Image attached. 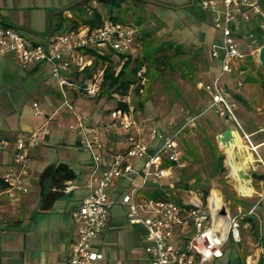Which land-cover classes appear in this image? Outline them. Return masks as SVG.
Instances as JSON below:
<instances>
[{"label":"rangeland","instance_id":"1","mask_svg":"<svg viewBox=\"0 0 264 264\" xmlns=\"http://www.w3.org/2000/svg\"><path fill=\"white\" fill-rule=\"evenodd\" d=\"M112 1L108 0L103 5L99 0H64L63 4L69 8V13L73 11L77 14H87L86 7L81 9L84 4L101 9L103 16H110L112 9L120 20L137 27L139 36L146 37V42L143 43L138 37L133 57L142 59L146 54L153 56L152 52L156 51L157 46L169 41L181 46L180 52L169 47L160 51L158 56L163 57L160 58L162 61L153 63L147 69L148 72L144 73L145 67L138 70V76H144L130 86L131 103L138 117L154 119L164 125L169 120L180 125L195 117L181 137L182 148L188 156L187 166L180 170V179L173 182L174 189L167 193L178 202L188 201L187 190L192 188L204 195L209 189L213 200L218 201L220 197L231 215L239 220V237L229 238L224 256L216 259L213 264H248V260L258 258L264 245V198L258 194L243 195L236 188L237 183L242 191H249L251 186H244L238 181L241 180L240 173L232 175L227 151L218 140V135L235 124L240 136L247 141L255 155L256 169L261 168L258 165L260 150L251 148L249 137L252 138L250 131H256L255 138L264 139V66L258 57L254 60L248 56L243 67L247 68L248 64H253V67L242 77L244 85L239 90L235 86L240 78L227 77L229 86L237 92L235 96L240 104L237 110L240 125L226 121L216 111V107L211 106L210 95L199 85L200 82L210 81L221 70L210 56L211 45L221 39V31L213 25L212 14L202 9L196 0H116L119 7L115 3V6H111ZM54 3L42 9L0 7V11L14 14V23L29 38L37 40L41 35L49 37L68 27L69 19L57 14L62 4ZM63 18L66 23L57 25ZM123 64L124 60L118 62L117 68L120 70ZM131 69L132 66L127 71L131 73ZM137 84L140 89L136 93L134 88ZM60 92L56 79L51 78L48 66L42 65L35 71H26L11 57L0 58V133L12 136L22 127H33L37 132L51 130L50 145L43 148L42 158L33 163L32 194H39L36 168L42 171L51 162L66 161L77 174L76 189L73 192L60 196L50 210L42 211L36 207V212L31 215L34 227L29 236L32 244H37V251L40 248H54L63 235L66 239L73 236L75 225L71 212L88 192L86 181L91 166V153L80 144L81 137L74 129L76 119L73 113L86 115L93 123L109 122L112 116L106 110L114 109L117 105L116 99L107 93H101L96 98L68 96V99L74 101L73 111L64 104ZM35 100L40 102L39 116L35 115L33 109ZM3 150H7V147L0 145V152ZM10 151L14 155L15 151ZM221 154L225 155V169L220 166ZM252 184L257 190L261 189L258 180H253ZM110 213L112 231L105 239L112 243L104 244L106 257L103 263L108 261L117 264V260L121 259L126 264V257L130 258V252L137 249L138 260L130 264H149L143 252L144 241L140 242V238L135 239V242L130 241V232L134 227L127 220L126 206L115 203ZM247 214H254L257 228L243 221ZM233 240L237 244H233ZM132 246L135 248H127ZM37 251L34 252L35 256H38Z\"/></svg>","mask_w":264,"mask_h":264},{"label":"built area","instance_id":"2","mask_svg":"<svg viewBox=\"0 0 264 264\" xmlns=\"http://www.w3.org/2000/svg\"><path fill=\"white\" fill-rule=\"evenodd\" d=\"M196 1L212 14L214 27L221 31V39L210 48V56L221 70L199 85L210 95L211 106L226 121L240 125L237 92L229 86L227 77L240 78L235 88L241 89L242 77L249 69L243 64L248 56L254 60L259 57L264 45L263 0ZM137 34L138 28L133 24L103 16L99 25H80L34 40L20 27L0 20V57L10 56L23 69L48 66L64 104L74 111V101L68 96L96 98L101 94L107 62L95 63V52L111 49L134 55ZM111 97L117 105L106 110L112 116L109 122L93 123L88 116L73 113L74 129L81 137L80 144L91 153V166L86 181L89 193L71 212L76 237L68 251V264H93L102 258L92 242L104 235L111 208L117 202L126 206L128 222L143 231L148 241L145 251L149 264H213L223 257L230 235L239 237V220L231 215L224 201L220 206L212 203V192L205 196L192 188L187 190L188 201L181 202L167 193L175 187L176 169L185 166L180 139L195 117L180 125L172 120L164 125L138 117L131 103V92L115 91ZM33 109L36 116L41 114L39 101L33 102ZM50 134L51 130L43 129L15 137L13 163L0 172V185H5L8 192H30L25 173L31 152ZM6 144V136L0 133V145ZM258 165L261 167L258 170L264 173L261 157ZM122 181L127 182L128 190L120 193L119 200L114 199L112 191ZM223 208L225 215L221 214ZM260 256L264 258V249Z\"/></svg>","mask_w":264,"mask_h":264},{"label":"crops","instance_id":"3","mask_svg":"<svg viewBox=\"0 0 264 264\" xmlns=\"http://www.w3.org/2000/svg\"><path fill=\"white\" fill-rule=\"evenodd\" d=\"M64 0H0V7L4 8H27V7H35L37 9H42L46 7H50L53 4L60 3L62 6L59 7L57 14H61V17L66 16V12L69 11V8L63 4ZM67 7V8H66ZM63 8V9H62ZM6 12V11H4ZM1 17L0 20L12 23L19 27V25L15 24L16 16L14 14H9V12L3 13L0 11ZM69 14V12H68ZM69 16V15H68ZM9 20V21H8ZM66 23V20L63 18L62 20L57 22V25H63ZM39 39H46V35H41ZM3 58H7L10 56H1ZM0 57V58H1ZM42 65H33L24 69L26 71H35L40 69ZM61 96V94H60ZM240 108V104H239ZM192 118V117H191ZM189 118V120H194L195 118ZM192 120V121H193ZM190 121V122H192ZM225 130V129H224ZM223 130V131H224ZM35 131L34 128L30 127H22L15 131L12 136H6L7 144L4 145L7 147V150H3L0 152V172H2L6 167L13 163L14 155L11 154L10 150L15 151V143L14 139L18 134H28ZM256 131H250L252 136L249 137L251 148L260 150V157L264 158V139H256L255 138ZM248 134V133H247ZM241 135V134H240ZM183 137V134L182 136ZM242 137V136H241ZM243 139V137H242ZM181 140V139H180ZM245 143V141L243 139ZM50 145V136L44 140L37 148H35L30 155L29 165L26 167L25 177L31 186V190L28 193L23 194H12L7 191V187L5 185H0V258L3 264H68L67 256L69 248L76 237V230H74L73 236L69 239V236L66 239V236L63 235L60 238V241L54 248H37V244H32L29 233L30 230L33 229L34 226L31 224L32 216L36 212L37 208L40 210L48 211L54 205L57 199L67 193L73 192L76 185L77 174L73 170V168L66 161H58L51 162L47 164L42 171H39L38 168L36 174L38 176L37 182L39 186V194L36 196L32 194L34 191L32 188V179H31V170L33 167V163L36 162L37 159L42 158V151L45 146ZM247 146L249 147L248 143ZM263 149V150H261ZM188 156L184 152V161L185 166H187ZM264 160V159H263ZM182 168H177L175 171L176 179H180ZM56 169V171H55ZM69 169L73 172V176L69 177ZM88 173V171H87ZM47 176L49 179L47 180ZM261 185V189L257 190L254 186H251L249 191H242L238 188L236 184V188L246 196H252L254 194H258L261 196V193L264 190V182L259 181ZM127 182L122 181L121 185H118L112 191V196L114 199L119 200L122 191H127L128 186ZM88 188V187H87ZM33 190V191H32ZM89 193V189L87 194ZM86 196V195H85ZM84 196V197H85ZM83 197V198H84ZM264 198V197H263ZM118 203V202H117ZM72 218V216H71ZM112 223V215L110 217L109 225L103 236L97 237L93 240L92 245L93 249L102 254V258L93 262V264H112L110 262L103 263V260L106 257V253L104 251L106 243H112V241H106L105 237L109 235L112 231L111 227ZM133 226V225H132ZM134 230H131L130 237L132 238L130 241L135 242V239L140 238L144 241L143 244V252L147 255L145 251V246L148 244V241L145 239L143 231L138 226H133ZM114 243V242H113ZM128 241V245H129ZM264 243V240H263ZM233 244H237L233 240ZM127 248H135L127 247ZM225 248V246H224ZM261 251L264 248V245L261 247ZM37 251V255H34V252ZM137 249H133L130 252V258L126 257V264H130L131 261H137ZM261 253V252H260ZM224 256V255H223ZM148 257V255H147ZM263 258L258 255V258L251 261L248 260V264H258L260 259ZM117 264H124L121 259L117 260Z\"/></svg>","mask_w":264,"mask_h":264},{"label":"trees","instance_id":"4","mask_svg":"<svg viewBox=\"0 0 264 264\" xmlns=\"http://www.w3.org/2000/svg\"><path fill=\"white\" fill-rule=\"evenodd\" d=\"M103 3V5L107 4L108 0H99ZM119 7L120 4L116 1L113 0L111 6H115ZM83 4V3H82ZM263 4H264V0H263ZM84 7H86V11L87 14H83V13H74L73 11H71L69 13V16H65L66 18L69 19V22H67V28H76L80 25H90V26H96L99 25L102 20H103V12L101 9L97 8L96 6H90L88 4H84L83 6H81V9H83ZM110 17L115 19V20H120L119 16L117 14H114L112 9H110ZM124 21V20H121ZM139 40L144 43L146 42V37L139 36V33L137 34V40ZM173 48L175 50V52H180L181 51V46L176 44L175 42L169 41L167 44H162L160 46L156 47V51H153L152 53H154V55H150V54H146V56H144L142 59H140L138 56L133 57L130 54H119L111 49L104 51L102 53L100 52H95V63H98L100 61L103 62H107L106 68H105V74H104V80L102 83V90L101 93L103 94H109V96L111 97V94L115 91L120 92L121 94H126L129 92L130 90V86L131 84H135L137 83V81H139V79L141 77H143L144 75L138 76V70L143 69L144 67L146 68V70L148 68L151 67V65L153 63H155L156 61H162L163 58L159 55V52L162 50H166L167 48ZM151 53V52H150ZM152 57V58H150ZM118 60V61H117ZM124 60V64L122 66V68L117 72V65L118 62ZM146 60H150V62L146 61ZM132 66L131 69V73H129L127 71V69L129 67ZM249 69L246 70V73L249 70H252L253 64H249ZM145 72H148L147 71ZM245 73V74H246ZM263 88H264V84H263ZM135 92H139L140 86L139 84H137L135 86ZM101 96V94L99 95V97ZM239 99H242L240 95L237 96ZM120 106L123 107H127L126 104H119ZM219 161H220V166L225 169L224 166V159H225V155L221 154L219 156ZM56 171V169H55ZM73 176V172L69 169V177ZM49 179V176H47V180ZM184 186H188V185H184ZM209 194V189L206 190L205 192V196ZM244 222H249L251 227L257 228L255 225V218H254V214L248 215L244 218L243 220ZM230 238L233 239L232 234L230 235ZM258 264H264V258H261Z\"/></svg>","mask_w":264,"mask_h":264},{"label":"bare ground","instance_id":"5","mask_svg":"<svg viewBox=\"0 0 264 264\" xmlns=\"http://www.w3.org/2000/svg\"><path fill=\"white\" fill-rule=\"evenodd\" d=\"M233 135L234 137L229 143H221V145L227 151V162L231 168L232 175H238L240 172L246 171L255 165V157L251 149L247 146V143L243 141L238 130H234ZM239 153L241 154L240 159L238 158ZM238 181L244 186H252L242 176L241 180L239 179ZM211 201L213 204L215 203L217 206H220L223 200H220L219 197L218 201L213 199Z\"/></svg>","mask_w":264,"mask_h":264},{"label":"water","instance_id":"6","mask_svg":"<svg viewBox=\"0 0 264 264\" xmlns=\"http://www.w3.org/2000/svg\"><path fill=\"white\" fill-rule=\"evenodd\" d=\"M259 61L261 63L262 66H264V45L260 48L259 51ZM237 130L235 124H231L229 127H227L221 134L218 135V140L220 141V143H229L234 135H233V131ZM255 157V155H254ZM238 158H241V154L239 153ZM240 175L245 179L248 180L249 183L253 186L252 181L253 180H258V181H262L264 180V173L260 172L258 169H256V164L249 168L246 171H242L240 172ZM221 214L225 215L226 214V209L223 208L221 210Z\"/></svg>","mask_w":264,"mask_h":264}]
</instances>
